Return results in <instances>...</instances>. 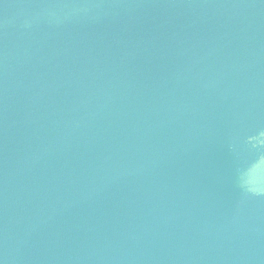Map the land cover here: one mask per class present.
Segmentation results:
<instances>
[{
	"label": "water",
	"instance_id": "obj_1",
	"mask_svg": "<svg viewBox=\"0 0 264 264\" xmlns=\"http://www.w3.org/2000/svg\"><path fill=\"white\" fill-rule=\"evenodd\" d=\"M0 264H264V0H0Z\"/></svg>",
	"mask_w": 264,
	"mask_h": 264
}]
</instances>
